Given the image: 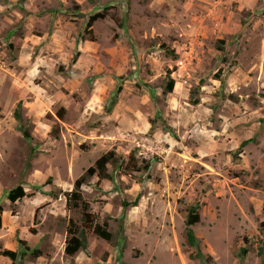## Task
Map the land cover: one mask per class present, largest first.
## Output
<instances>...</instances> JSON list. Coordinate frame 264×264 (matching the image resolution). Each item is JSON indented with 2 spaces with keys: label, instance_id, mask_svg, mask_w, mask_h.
Masks as SVG:
<instances>
[{
  "label": "rangeland",
  "instance_id": "obj_1",
  "mask_svg": "<svg viewBox=\"0 0 264 264\" xmlns=\"http://www.w3.org/2000/svg\"><path fill=\"white\" fill-rule=\"evenodd\" d=\"M107 152L121 161L80 191L112 237L85 232L66 257L81 216L65 193ZM196 203L210 264H264V0H0V252L23 240L41 256L15 264H202L184 241Z\"/></svg>",
  "mask_w": 264,
  "mask_h": 264
},
{
  "label": "trees",
  "instance_id": "obj_2",
  "mask_svg": "<svg viewBox=\"0 0 264 264\" xmlns=\"http://www.w3.org/2000/svg\"><path fill=\"white\" fill-rule=\"evenodd\" d=\"M94 20V18H91L89 22L87 23L86 27L89 28L91 26V22ZM167 53L172 54V51H167ZM174 57L176 55L173 54ZM174 81L170 77V73L167 72L166 74V86H165V92L170 93L173 90ZM115 105V99H112L110 101V104L107 108V112H110L112 107ZM20 104H17L16 109L14 110L13 116L16 119V121L19 124V127L21 126V115H20ZM20 133L24 140H29L30 135L27 130H20ZM247 144V141H243L238 150L236 151L234 156H237L238 152L241 150L243 146ZM118 161H121L120 157H117V155L114 152H107L104 155H102L100 158H98L93 167H90L84 175H82L79 179H77L74 182L73 190L70 192L65 193V201H66V208L67 209H77L80 212L81 216V229L78 230L75 225H73L71 222L69 223L66 231V238L64 241V255L66 257H72L75 255L78 251H85L86 250V237L85 232H90L97 238L109 241L112 237L111 233L107 230L106 224H99L96 222L95 217L90 213L89 211V205L86 201L83 200L82 194L80 191L81 185L84 183L86 178L96 175L99 179H107L109 178V175L107 173V166L116 164ZM134 159L133 157H130V161L128 162V165L125 166V168H129L130 165L132 169H135L136 171H144L147 172L149 169L148 163L145 164L141 169H138L133 163ZM121 163V162H120ZM133 163V164H132ZM130 170V168H129ZM24 196L23 190L20 186L16 187L13 190H10L7 194V199L9 202L13 203L19 199H21ZM140 197L137 196L132 202L123 201L122 202V208L125 210L129 207H135L139 203ZM199 210L200 206L199 204H193L187 207L185 211V233H184V241L185 244L188 247L195 248V253L190 254L191 259L199 260L202 264H210L211 258L210 256H205L202 254L198 247V240L194 234L193 226L199 223L200 217H199ZM37 218V211L34 214L33 222H36ZM264 225V223H262ZM261 224V226H262ZM0 226H1V215H0ZM31 234H34L35 231L33 229L30 230ZM245 242H247V239H244ZM18 243L23 247V252L18 254L15 251L11 250H4L0 252V257H4L10 260L11 264H15L18 260H22L27 253L32 258H38L41 256V252L38 249H30L25 241L19 240ZM241 255H246V249H241Z\"/></svg>",
  "mask_w": 264,
  "mask_h": 264
}]
</instances>
